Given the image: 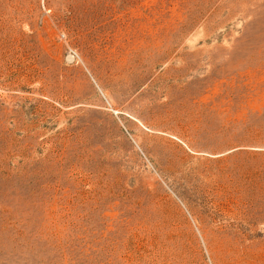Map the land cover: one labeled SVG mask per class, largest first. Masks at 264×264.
<instances>
[{"label":"rangeland","instance_id":"374dc122","mask_svg":"<svg viewBox=\"0 0 264 264\" xmlns=\"http://www.w3.org/2000/svg\"><path fill=\"white\" fill-rule=\"evenodd\" d=\"M0 264H264V0H0Z\"/></svg>","mask_w":264,"mask_h":264}]
</instances>
